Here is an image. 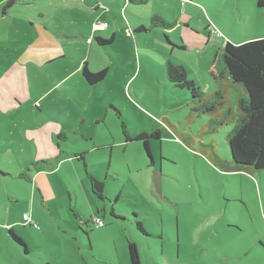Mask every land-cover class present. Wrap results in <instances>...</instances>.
<instances>
[{"label": "rangeland", "instance_id": "374dc122", "mask_svg": "<svg viewBox=\"0 0 264 264\" xmlns=\"http://www.w3.org/2000/svg\"><path fill=\"white\" fill-rule=\"evenodd\" d=\"M175 1L160 16L167 23L182 14L194 16L193 24L198 19L209 20L214 28L209 43V34L197 35L183 24L176 35L182 31L188 35L189 41L184 40L187 50L172 49L165 34L175 35L173 29L159 33L161 41L155 32L142 35L139 41L150 44L145 49L127 35L113 44H94V52H79L93 74L107 70L97 89H91V94L96 93L94 99L80 89L75 97H69L72 89L67 96L63 94L73 79L75 58L68 56L51 68L33 70L39 75L63 76L58 81L66 82L41 84V92H47L41 101L43 110L39 113L29 102L14 122L39 125L55 114L58 122L49 121L61 128L65 125L67 130L58 157L37 160L35 146L19 139L11 149L24 150V156L2 155L0 165L10 173L3 176L0 172V264H130L128 239L137 244L142 264H264V170L230 169L227 134L233 125L214 129L205 112L190 119L191 102L183 96L184 90L163 76L166 63H162L167 59L177 62L171 57L177 55L191 69H201L200 84L208 86L205 72L212 68L227 33L242 39L241 33L256 35L264 33V28L260 31L255 21L246 24L239 20L238 0H187L192 2L188 6ZM248 1L239 0L240 6L247 7ZM39 2L45 12L55 9L54 3L48 7L47 0ZM129 9L150 14L149 5L133 4ZM201 37L205 38L202 44H192ZM23 48L36 52L31 46ZM54 93L58 102L46 101ZM124 127L133 139H127ZM156 129L161 131V139L148 138L150 157L144 139L135 137ZM211 145L218 158L211 154ZM76 152H84L85 161ZM39 169L51 171L50 197L43 186L45 194L27 179ZM155 170L161 173V187L153 183ZM87 174L104 183L105 198L93 193ZM24 213L38 227L25 224ZM99 218L105 226L92 222ZM10 229L25 241L28 252Z\"/></svg>", "mask_w": 264, "mask_h": 264}, {"label": "crops", "instance_id": "0c3cea01", "mask_svg": "<svg viewBox=\"0 0 264 264\" xmlns=\"http://www.w3.org/2000/svg\"><path fill=\"white\" fill-rule=\"evenodd\" d=\"M39 1L40 0H0V138L2 137L3 139L0 140V143L2 142L0 144V162H3L1 161L3 158L2 155L7 157L11 152H14L17 156L25 155L24 150L16 152L11 149V145L15 139H19L22 143L34 145V155L37 160L48 157H58L62 152V143L66 134H64L63 131H66L67 127L64 125V127L61 128L49 121L56 120L58 122L55 114H53L51 118L44 119L46 121L39 125H37L38 122L26 121L25 124L14 122L16 114L22 111L25 104L29 102H32V108L39 113L43 110V105L45 103L41 101L43 97L47 95V92H41L39 89L41 84L49 85L51 83L61 84L66 82L64 81L65 79L62 82L58 81L63 76L61 77L57 74L54 76L52 74L44 76L33 73V70L51 68L52 63L68 56L75 58L77 61L72 62L75 63V66L72 65L73 68H71L74 73V75H72L73 79L67 82L68 84L65 85L63 94L67 96L72 89L69 97H75L80 89L84 95L85 92H87L90 95L89 97H93L92 99H94L96 93L93 91L91 94V89L96 90L99 83L91 84L84 77L83 69L84 67L88 68V65L82 62L85 58L83 55L80 56L79 52L83 50H87L88 53L94 52V44L102 47L103 45L97 42V36L109 37L114 34L115 40L111 43L113 44L120 36L124 37V35H127L135 40L137 46L142 43L145 49L148 48L150 44H144L139 41L142 35L155 32L158 34L156 39L161 41L159 33H166V29H173L175 35L168 37L172 40V43H174L172 49L183 50L181 46H184V50H187L189 49V45H187L184 40H188V35L183 31L180 35H176V31L180 29V26L184 24L187 29L195 32L197 35L202 32L204 34H209L208 43L210 42L214 29L209 20L205 19L206 21H201V19H198L197 23L195 22V24H193L191 23V19L194 18V16L190 15L186 17L184 14H182V18L179 17L173 20L172 27L163 28L161 26H152V18L155 15L160 16V13L165 15L166 11L169 10L171 0H146L144 4L134 3L131 0H47L46 6L52 7L51 4L53 3L55 5V9L49 12H45V10L40 7ZM177 1L183 5V0H176L175 2ZM184 3L187 6L192 4V2ZM8 4L10 5L7 6ZM133 4L142 7L149 5L150 14L147 15L146 11L141 13L137 10H130L129 8L132 7ZM114 7L120 14L115 11ZM156 7L161 8L158 9ZM262 9L264 8H259L257 6L256 0H249L247 7L240 6L239 0L237 2L239 20L246 24L255 21L254 24L257 25L256 28L260 31L261 28H264ZM160 17L162 18V16ZM99 22L108 23V26L97 27L96 23ZM144 22L148 23L150 27ZM142 27H146L147 30L141 29ZM131 30L134 31L136 36L133 35L134 33L131 32ZM240 35L242 39H239L235 34L227 33L223 44L227 41L241 43L248 39L264 37V33L261 32L256 33V35L245 36L242 33ZM201 39L205 38L201 37L198 39L199 41H194L192 44H202ZM17 40L21 42H15ZM159 45H161V43H159ZM23 46H31L36 52L24 49ZM171 57L177 61H173L174 63L185 65L190 72V77L200 84V81H202L199 78V72L202 71L201 69H191L184 61L177 60V55ZM168 60L170 59H167V61ZM167 61H162V63H166ZM209 70L210 68L205 72V79H208L209 85L204 86L202 82L200 84L206 91H209L213 86L212 80L209 79L208 76ZM81 73L82 76L80 75ZM163 76H167L166 68L163 69ZM81 77L83 80L87 81L89 87L82 82ZM29 88L31 90H29ZM48 88L44 91H47ZM18 89H20V91H18ZM32 92H35L36 95L33 96ZM58 98L59 96L54 93L52 96H49L46 101L49 100L55 103L58 102ZM37 106H39L40 109H38ZM86 109L89 110V108L86 107V112L88 111ZM85 114L83 115L84 117H86ZM77 115L82 116L80 114ZM42 118L44 117L40 114V119ZM82 153L84 152H76L75 155ZM74 157H72V159ZM0 170L7 173L3 174V176L10 173L3 165H0ZM56 170L57 167L52 169V174ZM154 172L153 183L155 186L161 187V173L158 170ZM22 174L23 173H20V177ZM50 174L51 171L39 169L31 178H28L33 186H38L42 193L45 194L43 192V186L45 192L48 193L45 195H48V197L53 195V192L50 193V190L53 191V189L50 187L48 181ZM40 178H42V181L40 180L41 183L39 184L38 181ZM33 192L35 194V191ZM25 214L27 213H24V215ZM28 216L30 221L34 224H28L25 220L24 223L38 227V223L34 221L30 215ZM82 216L86 217L83 214Z\"/></svg>", "mask_w": 264, "mask_h": 264}, {"label": "trees", "instance_id": "16d2710c", "mask_svg": "<svg viewBox=\"0 0 264 264\" xmlns=\"http://www.w3.org/2000/svg\"><path fill=\"white\" fill-rule=\"evenodd\" d=\"M131 1L138 4L146 2V0ZM186 1L183 0L182 3L185 4ZM256 3L259 8H264V0H256ZM152 26L169 28L173 24L167 23L160 16L155 15L152 18ZM168 37L165 35L168 42L172 44V40ZM96 39L99 44L108 45L115 40V35L97 36ZM181 48L185 49L184 46ZM106 73V69L94 74L87 67L83 69L84 77L91 84L103 81ZM208 73L212 80V91H210L211 89L206 91L195 79L191 78L185 65L176 64L170 60L166 62L167 79L177 89L184 90L183 96L186 101L191 102V105L189 104L190 119H193L198 113L205 112L209 115L210 122L215 125L214 129L220 125H233V129L227 134L232 157L230 169L235 172L246 171L249 173L254 170H264V37L248 39L241 43L227 41L225 44L219 45L214 63ZM180 108L179 106L177 110ZM166 118L168 117L166 116ZM169 122L171 121L168 120ZM124 133L128 140L133 139V136L127 134L125 127ZM150 137L161 139V131L159 129L152 133L143 131L135 139H144V146L149 156L152 157L148 141ZM211 147L213 151L211 154L218 158L216 156L217 149L213 145ZM76 157L85 161V153L76 154ZM1 173L7 174L4 171ZM87 175L93 193L99 198H105L104 183L91 174ZM21 177L27 178L25 174H22ZM97 220L92 219L96 226H105L102 219V225H98ZM27 223L32 224L33 222L29 220ZM138 227L145 232L141 222H138ZM10 234L16 242L24 245L28 252L25 241L12 229H10ZM128 252L130 264H142L138 246L130 239H128Z\"/></svg>", "mask_w": 264, "mask_h": 264}, {"label": "built area", "instance_id": "2783aa9c", "mask_svg": "<svg viewBox=\"0 0 264 264\" xmlns=\"http://www.w3.org/2000/svg\"><path fill=\"white\" fill-rule=\"evenodd\" d=\"M185 1H186V0H185ZM96 26H97V27H99V26H107V23L99 22V23H96ZM24 220H25V221H29V220H30L28 214H25V215H24ZM97 222H98V225H102V224H103V221H102L101 219H98ZM32 224H34V223H32Z\"/></svg>", "mask_w": 264, "mask_h": 264}, {"label": "flooded vegetation", "instance_id": "af4514ba", "mask_svg": "<svg viewBox=\"0 0 264 264\" xmlns=\"http://www.w3.org/2000/svg\"><path fill=\"white\" fill-rule=\"evenodd\" d=\"M152 164H153V166H154L155 162H153Z\"/></svg>", "mask_w": 264, "mask_h": 264}]
</instances>
